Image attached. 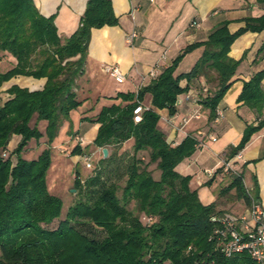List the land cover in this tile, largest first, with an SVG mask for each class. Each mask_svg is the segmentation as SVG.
I'll use <instances>...</instances> for the list:
<instances>
[{
  "label": "trees",
  "instance_id": "16d2710c",
  "mask_svg": "<svg viewBox=\"0 0 264 264\" xmlns=\"http://www.w3.org/2000/svg\"><path fill=\"white\" fill-rule=\"evenodd\" d=\"M245 23L231 34L229 22H223L206 41L187 46L149 85L137 93L119 95L117 99L126 106L105 107L95 119H86L100 125L93 145L109 152L101 164L112 165L111 148L133 140V154L127 155L128 178L123 187L109 184L100 169L82 191L76 187L80 197L60 220L63 201L50 193L47 179L52 146L71 113L83 104L78 88L92 30L116 27L119 19L111 0H89L79 29L62 39L55 18L41 15L33 0H0V54L13 60L10 70L0 72V89L17 77L46 80L41 91L13 86L7 93L10 99L0 103V264H254L247 254L225 258L217 250L213 218L223 214L215 204H202L198 192L190 187L192 177L177 172L194 155L199 141L188 135L178 146L169 144L156 111L166 109L170 117L175 116L179 97L189 89L181 83L204 78L212 89L202 106L208 111V122H215L218 107L245 60V55L238 61L229 57L232 45L247 32L264 31V16L247 18ZM196 50L202 54L194 68L177 75L184 58ZM263 80L264 70L243 86L238 103L250 108L257 120L247 125L241 142L228 149L226 159L242 152L264 128ZM148 94L151 109L135 124L133 111ZM14 136L20 138L16 149L3 157ZM42 139L46 149L37 159L26 160L22 154L28 145ZM141 153L148 154L149 162L140 158ZM86 154L78 146L72 151L75 156ZM13 157L17 158L15 165ZM152 165L161 173L159 180L149 169ZM243 178L244 172L232 177L223 192L236 190L249 205ZM76 184L82 187L78 175ZM253 194L259 201L256 180ZM131 204L135 206L132 210ZM142 218L151 221L145 224ZM56 220L57 228L48 229ZM93 226L107 235L98 240L82 231Z\"/></svg>",
  "mask_w": 264,
  "mask_h": 264
},
{
  "label": "crops",
  "instance_id": "0c3cea01",
  "mask_svg": "<svg viewBox=\"0 0 264 264\" xmlns=\"http://www.w3.org/2000/svg\"><path fill=\"white\" fill-rule=\"evenodd\" d=\"M33 1L41 15L55 18L58 36L68 39L79 29L89 0ZM111 1L119 24L116 27L92 30L86 69L78 88L83 104L71 113L70 120L63 124L52 146V152H65L80 166H83V156L72 155V151L77 146L84 153H89V149H97L93 143L100 125L89 122L87 118L95 119L105 107L120 104L126 106L127 103L122 102V99H117L119 95L137 93L143 76L156 70L158 77L187 46L206 41L223 22H229L228 29L231 34H235L246 26L247 18L264 16V0ZM193 23H196V27H192ZM132 33H137L138 38L131 45L127 39ZM201 54L202 50H196L187 55L176 74L190 72ZM244 55L245 60L236 72L235 82L218 107L224 113L223 118L208 122V111L202 106V101L207 96L203 90L206 88L211 91L212 86L204 78L190 84L186 81L181 83L182 87L188 86L189 89L179 97L175 116L170 117L166 109L156 110L161 117L159 127L169 144L178 146L188 135H193L200 144L203 143V146L198 145L192 157L177 167V172L182 176H191L190 187L198 192L202 204H215L217 212L223 215H244L248 209L245 212H241V209L248 204L238 197L236 190L224 194V189L232 179L224 177L218 170L213 178H209L204 172L215 171L228 149L241 142L247 125L256 123L257 115L243 103H238V98L244 84L264 70V31L247 32L235 41L229 57L238 61ZM106 65L118 67L126 76L125 83L118 84L106 75L103 72ZM151 81L148 80L144 87ZM45 83V79L17 77L5 83L0 94L8 93L13 86L41 91ZM262 86L264 88V80ZM151 103L152 96L148 94L143 104L151 107ZM197 110H200L203 118L184 126V122ZM199 133L203 136L199 137ZM211 137L215 140L211 141ZM12 143L10 142V146ZM133 145V140L125 142L118 156L122 155L126 147L133 148ZM43 147L45 148L44 144ZM110 153L112 154V150ZM242 156L243 161L237 164V169L241 174L244 172V176L248 175L249 182L245 180V183L253 197L256 180L259 202L264 204V128L252 137L242 151ZM243 163H246L245 170ZM160 176L161 173L156 180ZM208 182L211 185L207 186Z\"/></svg>",
  "mask_w": 264,
  "mask_h": 264
},
{
  "label": "rangeland",
  "instance_id": "374dc122",
  "mask_svg": "<svg viewBox=\"0 0 264 264\" xmlns=\"http://www.w3.org/2000/svg\"><path fill=\"white\" fill-rule=\"evenodd\" d=\"M12 62L13 60L9 55L0 54V72H6L10 70L13 67ZM0 95H1L0 103H5L8 99H10V96L7 93H1ZM40 128L42 129V126ZM12 139H14L13 141L11 140V142H13L12 143L13 145L10 146L9 144L11 148L8 146V149L2 154L3 157L8 156L9 153H12L16 149L19 143V142L17 143V141H20L19 137L16 138L14 136ZM44 141H45L44 139H42L41 142L39 143L32 141L30 145H28L26 151L22 154V156L26 160L37 159L41 155V153L46 149V147L45 148L43 147V144H45ZM121 149H122V146L111 148L112 154L113 156H115V162L112 165L100 163V161L104 159L103 149L101 148H97V149L95 148L92 150L89 149L87 151L89 152L87 153V156L92 155V168L91 169L87 168V166L85 165L84 158L81 159L83 166H80L79 164L77 165L74 162L75 159H73L72 156L67 155V153L65 152H58V153L52 152V165L48 172L47 179H48V187H49L50 193L52 195H55L61 198L63 201L64 206H63V211H62L60 220L65 219L69 211V208H71L78 201L80 197L78 192L76 191V187L78 188L79 191H82L84 187L87 186L90 179L94 178L97 175V173H100L99 171L100 169L103 170L102 171L103 181H106L109 184L117 183L121 187L125 186V183L128 178L127 166L130 161L127 155L131 157L133 154V150L130 147H126L122 155L120 154L121 156H118V153L122 151ZM39 151H41L40 154H39ZM141 157H145L146 163L149 162L148 154L141 153L140 158ZM16 159H17L16 157L12 158L14 165L16 164ZM219 168L220 166H218L217 169ZM149 169L153 172L154 179H158L160 171L156 170V165H152ZM222 174L224 175V177L230 180L232 179V176L230 174H227L225 172H222ZM77 175L81 179V184H80V186H82L81 188H79L76 184ZM244 179L246 180V182H249L248 175L244 176ZM225 184L226 182L223 184L224 187H225ZM121 194L122 192L120 191L119 196H121ZM248 206L244 205L241 209L242 210L241 212H245L246 209H248ZM134 208H135L134 204H131L129 209L132 210ZM142 221L145 224H147V223H150L148 221H151V219L142 218ZM58 224H59V221L56 220L52 225L48 227V229H51V230L55 229L57 228ZM82 231L85 232L87 236L94 237L98 240H102L107 235L106 231L100 228H95L94 226L91 227V229L84 228L82 229Z\"/></svg>",
  "mask_w": 264,
  "mask_h": 264
},
{
  "label": "built area",
  "instance_id": "2783aa9c",
  "mask_svg": "<svg viewBox=\"0 0 264 264\" xmlns=\"http://www.w3.org/2000/svg\"><path fill=\"white\" fill-rule=\"evenodd\" d=\"M192 27H196V23H193ZM137 38V33H132L127 39L128 44L132 45ZM103 72L114 79L118 84H124L126 81V76L116 66L106 65L103 67ZM156 76V70H153L148 75L143 76L139 90L144 87L148 80L155 79ZM203 91L206 94L208 93L206 88ZM150 109L151 107L144 105L143 102H138L133 111L134 123L140 124L143 121L144 113ZM223 116V111L218 109L216 120L223 118ZM202 118V113L200 110H197L191 118L184 122V126L193 120L197 121ZM202 136L203 134L199 133V137ZM210 140L214 141L215 139L211 137ZM201 144L199 146H203V143ZM83 158L87 168L91 169L92 155H85ZM242 161V152H239L231 159H226L225 154L219 162V169H222V172L230 174L232 177H240L241 173L237 170V164ZM217 170H205V174L209 178H213ZM243 183L250 198L247 212L241 216L225 214L214 217L213 220L216 223V228L213 232L212 239L216 243L217 250H219L225 258H232L236 255L247 254L254 264H264V204L257 201L251 195L250 191L246 187L244 178Z\"/></svg>",
  "mask_w": 264,
  "mask_h": 264
},
{
  "label": "water",
  "instance_id": "95a60500",
  "mask_svg": "<svg viewBox=\"0 0 264 264\" xmlns=\"http://www.w3.org/2000/svg\"><path fill=\"white\" fill-rule=\"evenodd\" d=\"M108 149L104 148L103 149V156H104V159H106L108 157Z\"/></svg>",
  "mask_w": 264,
  "mask_h": 264
}]
</instances>
